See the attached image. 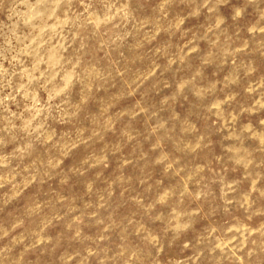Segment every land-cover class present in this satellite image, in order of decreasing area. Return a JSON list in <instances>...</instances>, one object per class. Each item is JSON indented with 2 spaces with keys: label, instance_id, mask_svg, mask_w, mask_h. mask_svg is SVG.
Masks as SVG:
<instances>
[{
  "label": "rangeland",
  "instance_id": "1",
  "mask_svg": "<svg viewBox=\"0 0 264 264\" xmlns=\"http://www.w3.org/2000/svg\"><path fill=\"white\" fill-rule=\"evenodd\" d=\"M0 264H264V0H0Z\"/></svg>",
  "mask_w": 264,
  "mask_h": 264
}]
</instances>
